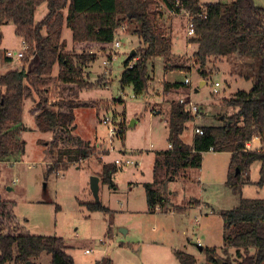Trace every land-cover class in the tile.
<instances>
[{
    "label": "rangeland",
    "instance_id": "obj_1",
    "mask_svg": "<svg viewBox=\"0 0 264 264\" xmlns=\"http://www.w3.org/2000/svg\"><path fill=\"white\" fill-rule=\"evenodd\" d=\"M219 1L228 3L231 0H200L202 4ZM252 3L264 9V0H252ZM151 12L153 22L166 38H171L172 56L162 65L161 59L148 62L149 90L140 96L135 95L131 87L122 88L118 82L124 62L134 52L135 59L129 62L130 66L134 65L141 47L133 35L134 23L124 24L115 32L114 42L120 43L116 50L112 46L102 51L93 46H76L72 43L71 31L66 26L62 29L63 53L72 56L83 53L97 58L86 66L83 74L84 81L91 85L90 90L79 94L80 101L88 102L92 107L74 111L73 134L95 147L89 160L71 166L65 172L47 176L50 161L45 154L48 147L42 144L50 141L51 134L38 131L31 109L40 96L50 102L60 99L58 92L62 85L57 80L58 67L55 65L51 76L36 84L37 91H32L24 103L25 131L20 134L25 144L23 155L15 154L0 162L1 198L15 204L17 219L32 235L63 239L66 254L74 264H100L105 259L111 264H179L175 252L192 256L196 264H206L203 249H214L219 264L232 262L234 251L222 250L225 247L221 212L238 207L241 199L264 200V186H258V162L250 166L233 190L226 184L230 154L210 152L202 155L199 169L181 171L167 184H162L165 174L160 171L153 188L165 199L163 212H148L144 186L154 182L153 156L160 151L166 152L170 146L165 120L172 101L177 103L182 99L197 107L196 117L186 123L181 137L182 143L190 146L195 125H216L218 121L212 116L219 114L222 101L239 91L249 92L255 84L254 63L230 56L217 62L210 60L206 66L209 73L206 86L200 87L201 79L192 58L193 47L187 43V18L183 14L171 16L156 5ZM46 14L44 4L35 13V23ZM1 28L0 76L22 68L21 60L7 63L4 57L5 51H21L14 26L9 23ZM30 58L26 72L39 63L36 57ZM151 65L153 70L155 67V80ZM164 65L167 72L175 75L179 71H174V66L190 69L181 76L178 74L181 81L189 80V86L164 92L161 71ZM104 70L111 73L112 80L111 86L106 88H102L106 76ZM214 83L219 84L217 94L213 93ZM157 110L161 114L155 116ZM106 117L111 120L116 134L119 125L123 127L121 139L110 138L102 124ZM222 118L220 116L219 121ZM252 141L261 147L258 138ZM127 158L135 165H114L115 160L123 162ZM103 166H115L116 169L106 183L102 182ZM92 177L99 179L98 202L106 212H89L85 208V205L96 203L90 190ZM86 250L92 252L85 255ZM50 261V256L42 254L36 264H50Z\"/></svg>",
    "mask_w": 264,
    "mask_h": 264
},
{
    "label": "trees",
    "instance_id": "obj_2",
    "mask_svg": "<svg viewBox=\"0 0 264 264\" xmlns=\"http://www.w3.org/2000/svg\"><path fill=\"white\" fill-rule=\"evenodd\" d=\"M44 4L47 14L35 23V13ZM154 5L175 16L189 13L193 19L194 37L188 43L196 45L192 58L201 80L207 81L206 66L210 60L236 56L254 63L255 84L249 92L239 91L224 99L219 114L214 117L218 121L216 126L201 127L203 135H195L191 146L182 143L181 136L186 123L194 120L193 116L185 104L170 105L166 125L171 149L155 154L154 182L144 186L148 212L161 211L165 205V199L153 188L159 172L164 171L162 184H167L181 171L199 169L202 155L208 152L230 154L226 184L231 189H236L242 175L255 162L260 164L258 186H264V9L255 7L252 0L208 4L200 0H0V28L11 23L15 36L28 47L21 59V70L0 76V162L15 154L23 155L25 144L20 134L25 131L24 103L32 91H37L36 84L51 76L55 65L57 80L62 85L58 92L60 99L50 102L40 96L31 109L38 131L51 134L50 141L42 144L48 147L47 176L65 172L93 156L95 147L73 133L74 111L92 107L88 102H81L79 94L91 86L84 81L83 74L86 66L97 58L83 53L73 56L63 53L62 29L66 26L71 31V40L76 46H93L102 51L112 46L117 30L124 24L134 23L133 35L141 47L131 68L129 62L134 57L124 63L119 83L122 88L131 87L140 96L149 90L148 62L153 59L167 62L172 56L171 38H166L152 20ZM1 39L0 33V43ZM30 57H36L39 63L26 72ZM6 62L11 61L6 59ZM174 71L190 69L174 66ZM181 86L166 83L163 87L167 92L171 87ZM220 116L223 118L219 121ZM118 130L115 137L121 139L123 127L119 125ZM254 138L260 140L261 147L246 150V144ZM115 170V166H103L102 182H108ZM14 207L13 202L0 196V264H36L42 254L50 256V264H74L66 254L63 239L32 235L17 219ZM85 208L89 212H106L99 203H90ZM220 217L225 247L222 250L234 251V261L222 264H264V200L241 199L238 207L221 212ZM202 252L206 264H219L214 249ZM174 255L179 264H196L188 254L175 252ZM100 264L111 262L105 259Z\"/></svg>",
    "mask_w": 264,
    "mask_h": 264
},
{
    "label": "built area",
    "instance_id": "obj_3",
    "mask_svg": "<svg viewBox=\"0 0 264 264\" xmlns=\"http://www.w3.org/2000/svg\"><path fill=\"white\" fill-rule=\"evenodd\" d=\"M160 8H163V7L160 6ZM166 12H167V14L175 17V15L173 13H171L169 11H166ZM181 14H183L185 16V18H187L186 36L189 39L193 38L194 37V27H193V21H192L193 19L190 17L189 13L182 12ZM21 46H22L21 47V51L17 52V53L12 52V51H5V54H4L5 59L10 60V61H13V60L20 61L21 59H23L28 47L23 41H21ZM119 48H120V43L119 42H113L112 49L116 50V49H119ZM103 64L106 65V62H103ZM189 83L190 82H189L188 79H186L184 81V84H186V85H188ZM214 88L215 89L219 88V84L218 83H214ZM214 94H217V92L214 91ZM180 103L181 104H185L186 107H187V110L190 112L191 116L196 117L195 115L198 113L196 105H194L191 102L185 103L183 101H180ZM102 124L107 128L110 138H113L116 135V132H115V129H113V127L111 126L112 125L111 120L106 117V118H104L102 120ZM194 133L197 136H202L203 135V131L200 128H195L194 129ZM170 148H171V146H168V149H170ZM249 149H250V146H249V143H247L246 144V150H249ZM114 165L115 166L123 165L125 167H130V166H134L135 163L132 160L127 158L123 162H121L119 160H115L114 161ZM91 252L92 251H90V250H86V251H84V254L85 255H89Z\"/></svg>",
    "mask_w": 264,
    "mask_h": 264
},
{
    "label": "crops",
    "instance_id": "obj_4",
    "mask_svg": "<svg viewBox=\"0 0 264 264\" xmlns=\"http://www.w3.org/2000/svg\"><path fill=\"white\" fill-rule=\"evenodd\" d=\"M1 29L2 28H0V31H1ZM21 42V41H20ZM188 43V42H187ZM189 44V43H188ZM189 45H191L192 47H193V49H192V53H194L195 52V50H196V45H194V44H189ZM32 58V57H31ZM30 58V59H31ZM129 58H127V60H128ZM6 60V59H5ZM155 61V60H154ZM153 61V62H154ZM164 60H162L161 59V65L162 64H165V61L163 62ZM126 62V61H125ZM124 62V63H125ZM10 63H12V61L10 62ZM133 66V65H132ZM132 66H130V64H129V68H131ZM155 66H156V64H155ZM160 66V64H158V67ZM152 65H151V70H152V73H153V75H154V78H153V80H155V67H154V70L152 69ZM165 65L163 66V68H161V71H162V74H163V76H162V85H164V84H179V85H182L181 87H183V86H189V84L188 85H185L184 84V81L187 79V78H184L183 79V81H181L179 78H178V74H179V76H181L182 74H184L183 72H179V73H176V75L175 74H173V73H170V72H167V70H165ZM123 71H124V64H123V70H122V72H121V74L123 73ZM104 75H106V76H104L103 77V79H104V83H102V85H103V87L102 88H106V87H109V86H111V82H112V80L110 79V72L109 71H106V70H104ZM121 74H120V77H121ZM102 75V74H101ZM173 75H175L176 77H175V79L173 80L172 78V76ZM120 77H119V80H120ZM178 78V79H177ZM201 82H200V87H202V86H206V81H202V80H200ZM119 82V81H118ZM181 87H178V88H169L168 89V93H169V91L170 90H174V89H176V90H179ZM218 89V88H217ZM217 89H215L214 88V84H213V93H214V91H216L217 92ZM88 90H90V89H88ZM163 91L165 92V90H164V87H163ZM180 101H183L182 99H179L178 100V102H180ZM172 102H175L174 100L172 101ZM171 102V103H172ZM184 102V101H183ZM186 103V102H185ZM187 108V107H186ZM169 112H170V106H169V108H168V115L166 116V119L168 118V116H169ZM161 114V112H159L158 110L156 111V113L154 114L155 116H157V115H160ZM210 115V114H209ZM213 118L215 117L214 115L212 116ZM200 118H202L203 120H204V117L203 116H201ZM166 121L167 120H165V124H166ZM216 124H217V122H216ZM196 126V127H195ZM194 127H193V135L195 136V133H194V129L195 128H200L201 129V127H205V126H209V125H195ZM211 126H216V125H211ZM186 127V126H185ZM166 131H167V137H168V130H167V125H166ZM182 137V136H181ZM193 141V140H192ZM192 145V144H191ZM190 145V146H191ZM249 146H251L252 147V149H249V150H258L259 148H260V146L258 145V143H257V145H254V141H252V142H250V144H249ZM167 150H169L168 149V146H167ZM160 152H162V151H160ZM126 152H124L123 154H125ZM157 153H159V152H157ZM208 154H210V152H208ZM155 161V155L153 156V162ZM199 206V205H198ZM201 208V206H199L198 207V209H200Z\"/></svg>",
    "mask_w": 264,
    "mask_h": 264
},
{
    "label": "water",
    "instance_id": "obj_5",
    "mask_svg": "<svg viewBox=\"0 0 264 264\" xmlns=\"http://www.w3.org/2000/svg\"><path fill=\"white\" fill-rule=\"evenodd\" d=\"M134 54L135 53L132 52L128 58L129 59L132 58L134 56ZM98 185H99V179L97 177H92L91 181H90V190L93 194V197H94L96 203H99L98 202Z\"/></svg>",
    "mask_w": 264,
    "mask_h": 264
}]
</instances>
